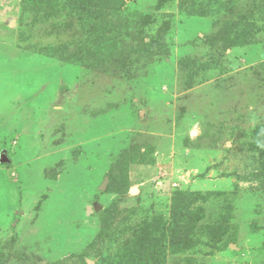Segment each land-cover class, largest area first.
Listing matches in <instances>:
<instances>
[{"label":"rangeland","instance_id":"374dc122","mask_svg":"<svg viewBox=\"0 0 264 264\" xmlns=\"http://www.w3.org/2000/svg\"><path fill=\"white\" fill-rule=\"evenodd\" d=\"M107 3L119 37L91 44L74 14L0 0V264H264V0ZM141 39L161 52L118 69ZM181 191L203 210L190 248L157 234L129 262Z\"/></svg>","mask_w":264,"mask_h":264},{"label":"trees","instance_id":"16d2710c","mask_svg":"<svg viewBox=\"0 0 264 264\" xmlns=\"http://www.w3.org/2000/svg\"><path fill=\"white\" fill-rule=\"evenodd\" d=\"M26 4L27 7H32L35 12L42 13L44 18H55L63 12L74 14L80 20L82 35L84 38L86 37L85 40L91 44L94 43V39L97 37H102L105 41L119 37L118 30L115 32L116 27L110 24L106 14L107 0H24V5L26 6ZM248 29L249 33L246 31L242 34H236L237 40H240V42L245 45H249L253 42L250 36L252 31L250 27ZM124 45L125 47H120L117 54V57H121L116 63L120 70H123L124 67L127 66V64H125L122 68V59L126 60L128 55L137 53L140 58L143 56H155L161 52L159 51L160 43L156 40H151L148 43L144 39H141L139 41V47L136 50L137 52L131 51L127 44ZM85 48H89V52L95 49V47L89 45V43L85 45ZM225 48H227V46ZM128 58L130 61L131 57ZM211 60L215 62L217 57L213 56ZM258 132V136L261 134L264 137V127H262V129L259 128ZM261 140H263V138ZM257 147L259 148L258 144ZM110 190L111 187H109L106 192H110ZM197 196V193L179 192L173 203L172 217L169 222L165 221L161 216L157 218L155 222L145 221L141 225L134 226V237L125 244L124 255H129L130 258L128 261L132 262V260L136 259L134 253L138 249L139 253L143 249L146 253H155L157 244L154 243L155 238H158L157 234L162 235L160 239L163 238L164 242L168 241L169 244L175 246L172 250L173 253L189 249L190 246H187L189 245L190 237L195 231L199 232L200 226L198 222L203 219L202 208L199 207L196 211L191 209ZM97 215L101 221H104V212L98 213ZM202 229L204 230L202 233L207 235L209 240L213 239V241L219 242L222 241L223 237L226 235L229 224L226 222H217ZM105 230H107L106 226ZM163 245L165 246L164 250H167V243H163ZM113 264H120V262L113 261Z\"/></svg>","mask_w":264,"mask_h":264},{"label":"water","instance_id":"95a60500","mask_svg":"<svg viewBox=\"0 0 264 264\" xmlns=\"http://www.w3.org/2000/svg\"><path fill=\"white\" fill-rule=\"evenodd\" d=\"M2 162H9V160L3 159ZM108 183H109V178H106L105 181H104V183H103V185H102V187H101V190L102 191H105L106 190ZM101 209H102V207L99 204H96V210H97V212H99Z\"/></svg>","mask_w":264,"mask_h":264}]
</instances>
